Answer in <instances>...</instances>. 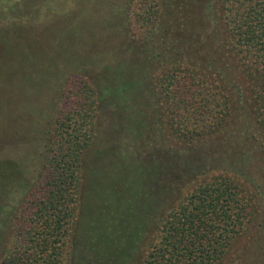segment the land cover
Instances as JSON below:
<instances>
[{"label":"trees","instance_id":"obj_1","mask_svg":"<svg viewBox=\"0 0 264 264\" xmlns=\"http://www.w3.org/2000/svg\"><path fill=\"white\" fill-rule=\"evenodd\" d=\"M102 9L105 31L135 21L142 35L99 52L86 107L57 114L47 130L38 179L0 163V196L10 184L18 194L0 264H264V206L245 181L252 156L224 137L238 123L235 135L264 148V0ZM98 105L107 132L95 148ZM249 122L257 135L244 133ZM201 157L231 167L194 175Z\"/></svg>","mask_w":264,"mask_h":264},{"label":"rangeland","instance_id":"obj_2","mask_svg":"<svg viewBox=\"0 0 264 264\" xmlns=\"http://www.w3.org/2000/svg\"><path fill=\"white\" fill-rule=\"evenodd\" d=\"M107 1L0 0V163L13 165L20 174L38 179L48 140L47 130L54 125L57 114L79 105L86 107L84 83L98 80L99 52L123 46L142 35L135 21L129 28L105 31L103 26L107 24L102 21L104 14L103 9L99 10V2ZM77 25L81 27L80 31L76 30ZM95 108L93 140L96 141L95 148H98L100 139H106L99 135L106 134L107 123H99V105ZM235 115V118L240 116L239 104ZM238 126V123L228 126L224 137L234 143L237 152L242 149L251 153L252 157L246 163L245 181L247 188L259 194L263 207L264 148H260L259 139L245 138V134L240 139L235 135L236 129L240 128ZM255 127L253 122H249L244 133L245 130L257 132ZM220 143L225 141L220 139ZM169 144L186 145L179 141H170ZM204 146L207 144H202L201 151H204ZM217 158L219 161H214V167L204 165V157L200 159L202 170L194 175L210 168L231 167L226 159L222 160L223 157ZM83 170L80 198L86 182L82 180ZM190 187L191 183L175 190L167 197V206ZM14 188L10 184L7 193L0 196L2 207H8L5 211L0 210V257L10 231L9 221L18 204ZM257 221L259 223L262 219L259 217ZM249 231L240 238V244L250 239Z\"/></svg>","mask_w":264,"mask_h":264}]
</instances>
